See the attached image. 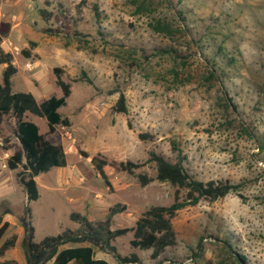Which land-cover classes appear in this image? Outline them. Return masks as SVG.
<instances>
[{
	"label": "rangeland",
	"instance_id": "374dc122",
	"mask_svg": "<svg viewBox=\"0 0 264 264\" xmlns=\"http://www.w3.org/2000/svg\"><path fill=\"white\" fill-rule=\"evenodd\" d=\"M0 17L12 23L2 46L17 67L14 91L40 102L61 96L57 67L71 83L60 108L69 127L52 131L44 117L25 115L64 146L68 160L36 177L38 200L29 202L18 182L23 165L8 167L20 146L17 122L0 114V220L9 222L4 238L19 239L23 260L22 216L40 241L79 228L72 213L116 229L134 226L152 205L170 204L175 188L157 179L143 185L139 175L156 176L151 151L175 161V141L197 178L228 180L238 191L181 209L172 220L177 243L158 258L131 246L133 232L116 238L118 252L138 253L141 264H232L228 239L245 263L264 264V0H0ZM158 18L181 31L173 38L156 32L150 24ZM6 66L0 63V81ZM213 68L223 86L205 78ZM225 91L237 106L228 113L219 98ZM122 94L127 112L116 110ZM95 156L106 160L110 185ZM128 161L138 164L133 172L119 165ZM95 255L114 260L100 249Z\"/></svg>",
	"mask_w": 264,
	"mask_h": 264
},
{
	"label": "trees",
	"instance_id": "16d2710c",
	"mask_svg": "<svg viewBox=\"0 0 264 264\" xmlns=\"http://www.w3.org/2000/svg\"><path fill=\"white\" fill-rule=\"evenodd\" d=\"M171 2L172 0H167ZM140 7H145V3L141 2ZM96 15L100 17L98 7L95 6ZM42 15L48 19L51 12L42 9ZM151 27L159 33H163L168 37H175L181 28L165 18H158L150 24ZM12 29V23L0 17V63L7 64L3 70L2 81H0V114H12L17 122V138L20 146L14 154H12L7 162L10 169H16L21 164L23 170L18 173L19 182L24 186L28 201L38 200L40 192L36 177L41 173H46L55 167H66L68 164L67 154L62 144H56L46 139L41 133L39 125L32 120L26 119L25 115L31 113L33 115L44 117L47 120L49 128L54 131L57 125L69 127L71 120L68 116H64L60 112V108L67 104V100L71 95V83L65 81L60 75L61 69L55 68L57 74V84L62 90L61 96L52 95L43 101L37 98L31 92L14 91L13 76L17 72V67L13 63V56L6 52L2 46V42ZM216 68L209 72V76L205 78L209 82L212 80L221 81L219 84L223 86V82L216 73ZM91 82V79L88 78ZM223 101L222 107L226 113L229 109L237 107L232 97L228 96L227 91L219 97ZM229 102V103H228ZM116 110L119 112H127L125 96L122 94L117 102ZM141 139L153 138L149 133H140ZM174 151H178L175 161L166 158L155 151L150 152L148 161H152L156 166V176L148 177L139 175V179L143 185L148 184L154 179L160 182H167L175 188L174 200L167 205H152L147 208L137 219L132 227H121L111 229L95 224L88 219L87 216L80 213H72L71 218L78 221L80 227L73 229H65L57 235H49L40 241L35 240V228L26 216L21 217V224L24 228V237L22 246L24 249L27 264H46L52 261V264H111L106 259L97 258L95 256L96 249L112 253L118 261V264H141L142 260L136 252L129 255H121L114 241L117 237L133 232V238L130 244L133 248L141 250H151V257L158 258L167 247L174 246L177 243V233L173 225V218L177 213L190 205H196L201 200H215L226 196L231 192H237L238 184H233L228 180H202L197 178L185 164V156L182 150L176 144L172 143ZM95 169L103 176L106 183L107 174L104 166L106 160L95 156L92 158ZM120 167L124 170L133 172V168L138 164L131 161L120 162ZM240 193V192H238ZM116 209L112 208L110 213H114ZM29 211V208L27 209ZM9 222L0 220V240L5 235ZM16 243V236L5 240L0 248V255L13 247ZM80 244L76 246H66L67 244ZM225 247L230 255L235 254L232 264H247L241 254L233 249L229 240H225ZM200 252H195V257L200 256L202 246H199ZM0 264H18L15 260H7ZM204 264H216L212 260H207Z\"/></svg>",
	"mask_w": 264,
	"mask_h": 264
},
{
	"label": "crops",
	"instance_id": "0c3cea01",
	"mask_svg": "<svg viewBox=\"0 0 264 264\" xmlns=\"http://www.w3.org/2000/svg\"><path fill=\"white\" fill-rule=\"evenodd\" d=\"M59 168H65V167H59ZM0 179H2V176H0ZM19 182V180H18ZM20 183V182H19ZM3 185V182H0V187ZM40 192V191H39ZM22 225V224H21ZM23 227V226H22ZM24 229V228H23ZM7 232V231H6ZM6 235V233H5ZM5 235L3 236V238L0 240V248L2 247L3 243L5 242V240L9 239V238H4ZM18 238L16 236V243L13 247L8 248L4 254L0 255V263L7 261V260H15L17 261L18 264H27L26 260L22 259L21 254H19L18 252ZM110 253V252H109ZM138 254V253H137ZM139 255V254H138ZM96 256V255H95ZM140 256V255H139ZM97 258H103L106 259L109 263L111 264H118L117 259L114 256V260L109 259L107 256H96ZM141 258V256H140ZM142 260V258H141Z\"/></svg>",
	"mask_w": 264,
	"mask_h": 264
},
{
	"label": "built area",
	"instance_id": "2783aa9c",
	"mask_svg": "<svg viewBox=\"0 0 264 264\" xmlns=\"http://www.w3.org/2000/svg\"><path fill=\"white\" fill-rule=\"evenodd\" d=\"M8 157H10V156H8Z\"/></svg>",
	"mask_w": 264,
	"mask_h": 264
}]
</instances>
